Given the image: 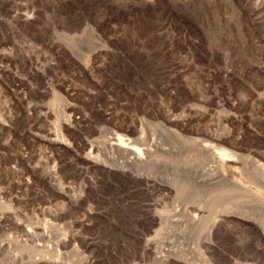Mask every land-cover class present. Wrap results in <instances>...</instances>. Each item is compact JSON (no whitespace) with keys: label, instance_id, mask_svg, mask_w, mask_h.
Returning <instances> with one entry per match:
<instances>
[{"label":"rangeland","instance_id":"obj_1","mask_svg":"<svg viewBox=\"0 0 264 264\" xmlns=\"http://www.w3.org/2000/svg\"><path fill=\"white\" fill-rule=\"evenodd\" d=\"M121 135L158 149L143 175L120 168L133 154L113 149L119 170L90 154L108 159ZM206 145L242 154L228 176L247 206L259 188L247 172L264 162V0H0V264H32L23 244L63 264L197 254L210 211L163 177ZM217 160H200L202 175L215 179ZM228 214L216 261L264 264V231Z\"/></svg>","mask_w":264,"mask_h":264},{"label":"bare ground","instance_id":"obj_2","mask_svg":"<svg viewBox=\"0 0 264 264\" xmlns=\"http://www.w3.org/2000/svg\"><path fill=\"white\" fill-rule=\"evenodd\" d=\"M84 61L86 62V64L89 63V55H86ZM58 132L57 135L59 134L58 136L61 138L60 140L62 142L64 140L67 141L68 137L66 138V134L64 130L60 129V131ZM183 140H182L183 143L189 141L193 142V138L188 139L185 137L183 138ZM193 144L191 143V145ZM160 148L161 147H159V149ZM206 148H205L206 153L204 155L198 156V159L193 160L192 167L190 168V170L180 171L179 169H175L171 175H166L167 181L163 177L165 182H167L166 184H164L166 187L168 186L170 187V189L176 188L177 192L181 195H184L188 202H193L209 209L210 211L209 214L203 216L201 220L199 221L196 220L197 222L195 221L196 222L195 227L197 229V232L199 233L197 242L200 243L199 248L202 247V249L200 248L197 254L190 252L193 255H190L189 252L185 251V249L181 248L180 246H178L179 248L178 247L175 248L176 251H174L173 256H168L163 252H160L158 254V262H157L158 264H220L218 261H216L215 259L216 257H214L215 255L214 251L216 250V243H217L215 237H217L218 234H220V228L218 227L217 219H219L221 213L231 214L233 212H236L240 215H244L245 220L247 219L249 220V223L255 224L254 225L255 227L257 226L256 229L257 231L258 230L264 231V162L262 161L256 162L255 163L256 166L253 169H251V171L248 170L247 172L248 175L257 182L259 188H257L255 192L256 194H254L255 196L250 199V203L247 206L246 205L244 206L242 205L244 199L243 194L245 193L246 189H248V187L242 183L232 180L228 176L229 160H232L238 155L242 156V154L225 146L218 147V150H215L214 147L212 146L210 147L207 146ZM113 149L120 150L121 152L128 153L129 155L133 154V161L131 162L132 165L130 163L128 165L122 164L120 168L123 171L128 172L129 171L128 169L130 168V166H132L136 170L142 171V173H138L139 175H143V171L147 170V168L150 170L149 164L151 163L147 159L146 154L158 151V149L153 144H149L148 146L141 148L138 145L133 144L131 141H128L126 138H124L123 135H121L119 141L111 143V150L108 151L109 154L106 153V158L108 159L102 158L99 154H93L95 152L94 148L90 151V154L93 157H95L104 168L119 170V165L116 164L115 160L110 158V153L111 154L114 153ZM209 152L210 155L213 154L218 158L216 162L217 165L215 167V170L216 168L218 169V172L216 170L218 174L216 175L215 179H213L214 177L211 178L209 176L210 178L209 177L207 178L206 175L205 176L202 175L204 173V170H202L200 167L202 166L200 160L204 159V157L207 154H209ZM196 162L199 164H197ZM112 163H114V165L116 166L113 167V165H111ZM207 173L209 174L208 171ZM160 178L162 179V177ZM62 190H64L63 187ZM233 217L234 219H236L235 216ZM241 220L243 221V219ZM250 226H252L253 228V225ZM252 228L251 230L255 229ZM34 230L33 228H31L28 231L31 233ZM259 233L261 234V232ZM259 233L257 234L260 236ZM32 247L31 245H27V244H23L19 246V250L21 251V253L23 251L31 252L29 257L32 261V264H63L61 263V260L59 258L46 255L48 251L46 250L40 251V249H38L37 247H35L34 249ZM147 248L148 246L147 244H145V249ZM39 251L41 252L42 256L36 257ZM134 264H139V263H134Z\"/></svg>","mask_w":264,"mask_h":264}]
</instances>
